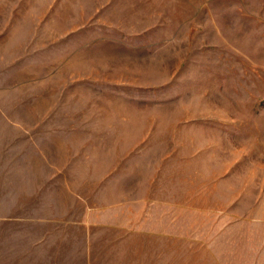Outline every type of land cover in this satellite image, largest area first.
Returning <instances> with one entry per match:
<instances>
[{
  "label": "rangeland",
  "instance_id": "374dc122",
  "mask_svg": "<svg viewBox=\"0 0 264 264\" xmlns=\"http://www.w3.org/2000/svg\"><path fill=\"white\" fill-rule=\"evenodd\" d=\"M0 264H264V0H0Z\"/></svg>",
  "mask_w": 264,
  "mask_h": 264
}]
</instances>
